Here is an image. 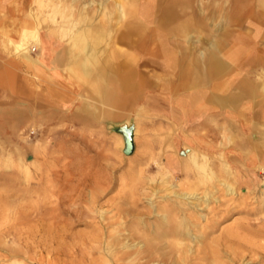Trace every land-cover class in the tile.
Segmentation results:
<instances>
[{
  "label": "bare ground",
  "instance_id": "obj_1",
  "mask_svg": "<svg viewBox=\"0 0 264 264\" xmlns=\"http://www.w3.org/2000/svg\"><path fill=\"white\" fill-rule=\"evenodd\" d=\"M75 1L47 0L51 9L42 15L34 11L42 0H0V13L10 9L19 17L9 22L1 16L2 47L20 57L48 85L42 94L31 92L38 102L64 97L59 88L77 85L87 92L82 99L87 115L113 116L142 99L148 81L139 68L150 65L177 70L193 91L187 106L205 120L224 111L229 126L218 129L219 142L204 134L181 157L176 152L167 157L168 172L184 177L180 190L167 179L159 186L146 182L152 196L157 198L164 191L166 196L157 202L147 199L145 204L140 203L142 199L126 198L115 207L114 215L100 213L99 227L84 238V249L74 247L67 261L60 258L61 247L51 250L57 264H79L77 256L85 264H251L253 259L264 264V181L260 184L264 176V56L256 53L264 44V0H196L203 19L217 32L226 26L248 27L245 32L230 33V41L222 33L217 39H205L208 45L198 52L199 58L168 44L166 13L169 17L170 13L162 0H152L144 9L137 0L128 4L111 0L112 5L98 0L95 12L101 20L88 11L94 0L82 7L75 6ZM167 6L186 9L192 3L168 0ZM207 8L213 11L207 14ZM158 16L161 21L150 31L149 24ZM187 27L189 23L184 22L178 31L189 43ZM54 38L65 41L57 51L50 43ZM120 43L126 50L117 47ZM33 47L39 49L35 58ZM35 106L28 107V116L39 114ZM134 189L129 195L136 193ZM83 213L75 210V220L81 221ZM237 213L247 217L226 227L230 224L226 220ZM40 216L44 219L45 214ZM149 216L153 221L147 220ZM125 230L127 235L122 234Z\"/></svg>",
  "mask_w": 264,
  "mask_h": 264
},
{
  "label": "rangeland",
  "instance_id": "obj_2",
  "mask_svg": "<svg viewBox=\"0 0 264 264\" xmlns=\"http://www.w3.org/2000/svg\"><path fill=\"white\" fill-rule=\"evenodd\" d=\"M87 1L90 0H76L75 6L82 7ZM129 1L124 0L126 4ZM137 1L140 9L152 3V0ZM162 1L170 13V17L166 13L168 44L178 46V50L187 49L184 52L188 55L199 58L198 52L208 45L205 39H217V35L222 33L223 38L227 35L230 41V33L247 31V26L241 30L236 26H226L217 32L209 21L203 19L196 0H191L192 6L186 9L167 8L168 0ZM46 2L42 0L40 7L34 6V11L42 15L49 13L51 6ZM97 2L94 0L88 8L95 16ZM106 3L112 5L111 0ZM212 11L211 8L206 9L207 14ZM99 15L98 12L96 20H101ZM1 16L9 22L19 18L10 9H5L0 13V25L4 21ZM158 19L149 24L150 31L162 17L158 16ZM184 22L189 23V43L184 33L178 31V26ZM261 32L264 33V28ZM62 42L64 46L65 41ZM117 47L126 50L123 43ZM102 49L103 45L100 54ZM261 49L257 48L256 53L264 56V50L259 52ZM38 53L39 49L33 47L31 55L35 58ZM10 65L16 73L15 79L22 76L27 79L30 90L35 88L46 92L44 84L39 81L34 86L33 70L11 50L2 47L0 34V72ZM139 70L148 81L142 89V99L122 113L105 118L97 114L87 115L82 100L87 92L81 86L70 88L74 95L65 99L68 103L64 107L54 109L50 104H39L35 106L39 114L28 116V107L35 105L29 99V93L13 97L6 84L0 85V264H57V258L51 251L56 247L63 250L60 258L69 260L74 247L84 249V238L98 229L102 220L98 216L100 213H105L106 217L114 215L115 207L121 206L126 198L142 199L140 203L145 204L147 199L157 202L161 196H166V191L158 192L157 198L152 196L147 183L159 186L167 179L174 189L180 190L178 184L184 177L168 172L169 155L176 152L177 157H181L180 152H186L189 146L195 147L199 136L204 134L213 135L215 142L222 139L218 129L229 126L224 111L223 115L207 120L199 118L196 110L187 106L193 91L188 81L178 76L177 70L168 71L150 65H142ZM5 78L10 80L11 76L5 75ZM82 93L84 95L80 97ZM22 102L26 104L22 105ZM110 120L115 124H133L135 149L132 155L122 154L119 147L121 135L109 130ZM212 129L217 132L214 134ZM28 157L31 160H27ZM263 181L264 176L260 184ZM131 188H135L136 193L130 197ZM75 210L84 212L81 221L75 220ZM87 213L88 218L85 217ZM42 214H45L44 219L40 216ZM245 217V214H234L226 220L230 223L226 227ZM147 220L153 221V218ZM87 222L92 225H86ZM122 234L127 235V230ZM93 257L97 258L96 255ZM253 261L251 264H259L258 259ZM75 262L85 264L80 261V256L75 258Z\"/></svg>",
  "mask_w": 264,
  "mask_h": 264
},
{
  "label": "crops",
  "instance_id": "obj_3",
  "mask_svg": "<svg viewBox=\"0 0 264 264\" xmlns=\"http://www.w3.org/2000/svg\"><path fill=\"white\" fill-rule=\"evenodd\" d=\"M50 43H51V47H53L56 51L59 50V49H61L63 47L62 40L57 39V38H54L53 40H51ZM34 73L35 72L33 71L32 72V76H33L32 78H33L34 86L36 85V82L39 81L40 84H44V87L46 89L47 86H48L46 84V82L43 81L42 79H40ZM0 75H1V78H2L1 79V82H0V85L6 84L7 88L9 89V92L11 93V95L13 97L18 96V94H22L24 96V93L25 94L29 93V97H30L29 99L32 100V102L36 106L39 105V104L40 105L50 104V106L55 107L54 109H56V108L59 109L58 107H64L65 105H67L68 102H66L67 100H65L67 97H69V96L71 97L72 96V98H73V95H74V91L71 90L70 88H59L63 94L64 93L66 94V96L61 97V98H54V97L53 98H49L50 101H46L48 99V98H46V100L44 101V103L41 104L42 101L38 102L36 100L37 98H36L35 94L34 95H31V92L37 93L39 95V93L40 94L44 93L43 89H41L42 91H37L35 88L33 90H30L27 87V85H29V84H28V81H27L26 78H23L22 76H18L19 77L18 80L15 79L16 73L14 72V69L11 68V65H10V68L8 67V68L3 69V71L0 72ZM5 75H10L11 76L10 80L7 79V78H5ZM23 84L25 86H23V88H22L21 85H23ZM41 87H43V86H41ZM26 89H27V91H26ZM26 96H28V95H25V98H27ZM21 104L22 105H25L26 103L25 102H22Z\"/></svg>",
  "mask_w": 264,
  "mask_h": 264
},
{
  "label": "water",
  "instance_id": "obj_4",
  "mask_svg": "<svg viewBox=\"0 0 264 264\" xmlns=\"http://www.w3.org/2000/svg\"><path fill=\"white\" fill-rule=\"evenodd\" d=\"M109 130L122 136L123 139L122 153L126 156L132 155L135 149L133 124L132 123L115 124L111 122L109 123ZM183 153L184 152H181L180 154L182 155ZM27 160H31V157H28Z\"/></svg>",
  "mask_w": 264,
  "mask_h": 264
}]
</instances>
